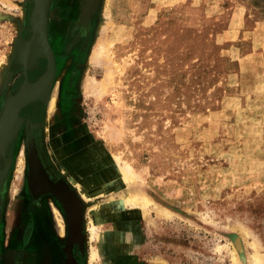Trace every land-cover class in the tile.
<instances>
[{"label": "rangeland", "instance_id": "374dc122", "mask_svg": "<svg viewBox=\"0 0 264 264\" xmlns=\"http://www.w3.org/2000/svg\"><path fill=\"white\" fill-rule=\"evenodd\" d=\"M26 3L0 0V111L22 78L12 51L27 32L32 4ZM78 14L79 0H53L48 43L58 70L45 115L53 121L50 101L66 90L79 140L54 148L38 136L57 177L72 189L74 180L89 195L96 192L83 202L86 241L83 256L74 248L78 263L251 264L253 255L264 258V0H101L89 29L85 20L75 27ZM98 43H109L111 53L99 67L91 62ZM91 77L107 84L102 96L88 90ZM111 154L134 168L140 192L171 217L152 208L146 214L129 206L113 210L112 201L135 187L118 184ZM12 164L0 192V232L8 234L12 224L21 231L7 248L27 252L34 264H61L65 236L50 203L63 220L64 213L51 195L35 198L42 205L29 242H22L30 219L28 213L20 223L22 206L37 207L27 188L25 132L15 141ZM241 236L239 252L233 241Z\"/></svg>", "mask_w": 264, "mask_h": 264}, {"label": "water", "instance_id": "95a60500", "mask_svg": "<svg viewBox=\"0 0 264 264\" xmlns=\"http://www.w3.org/2000/svg\"><path fill=\"white\" fill-rule=\"evenodd\" d=\"M27 1L32 4L26 27L29 38H17L14 42L12 51V61L21 67V76L24 80L18 88L7 97L0 111V135L6 133L12 118H15L16 122L15 125H13V130L7 135L6 142L0 147L1 158L4 163V165L0 167V192L4 189L12 162V158L8 154L11 153L14 141L21 127L24 125L25 151L28 168L27 188L34 200L33 191L39 193L40 198L43 195L49 194L59 202L64 213L66 225L65 242L62 248L64 264H79L74 256V248L76 246L80 256H83L85 248L83 225L85 204L80 198L75 196L74 190L62 177H57L51 172V166H45L43 164L34 138V130L41 129L42 122H31L28 118H24L20 115L21 109L30 103L39 101L45 105L55 78V60L48 43V19L53 0ZM92 2L96 4L93 6V10L91 9L89 11L91 6L88 3ZM100 2L101 0H79V14L75 22V27L79 28L78 24L80 20H85L88 23L89 29L91 18L97 11ZM80 35L81 33L75 37L69 45V48L78 40ZM39 59H44L46 61V68L40 76L31 82L27 78V72L37 64ZM24 87H32L35 93L31 95V97L22 99L13 107V101L19 96L20 91ZM72 211H75L77 214V220L74 226L72 222L73 219L70 215ZM75 227L77 231H75ZM235 240L233 241L234 246L236 250L241 252L242 247L241 245L238 247Z\"/></svg>", "mask_w": 264, "mask_h": 264}, {"label": "bare ground", "instance_id": "6f19581e", "mask_svg": "<svg viewBox=\"0 0 264 264\" xmlns=\"http://www.w3.org/2000/svg\"><path fill=\"white\" fill-rule=\"evenodd\" d=\"M10 4V3H9ZM88 4H91V3H88ZM12 6V5H10ZM90 11V10H89ZM102 11V10H101ZM91 13V12H90ZM108 9L107 8H104V11H103V16H104V19H108ZM107 20V21H108ZM84 25L86 26L87 25V22L85 21ZM109 26V25H108ZM101 28V31L106 32V26L105 25H102ZM104 32V33H105ZM104 42V41H103ZM109 43H98L97 46H95L93 48V51H92V55H91V62H92V65L94 66H101L103 65L104 62L106 61H109L110 60V51H109ZM112 46V45H111ZM92 90V92L94 94H96L98 96V94L100 96H102L106 90H107V84L105 83V81L103 82H99L97 81V79H94V78H90V80L88 81V90ZM35 93L34 89L32 87H24L20 93H19V96L13 101L12 103V106L14 107L15 105H17L19 103V101H21L22 99H25L27 97H31V95H33ZM102 94V95H101ZM50 95V93H49ZM50 96L47 97L46 99V102L48 101ZM45 102V104H46ZM55 99H51L50 101V104L52 106V108H54L55 106ZM15 118H12V120H10V123H9V127L8 129L6 130V133L0 135V147L3 146V143L6 142V137L7 135H9V133L13 130V125H15ZM47 118L45 120V124H44V128L45 130L47 131ZM42 125V124H41ZM49 129V128H48ZM63 145V144H62ZM68 145V144H67ZM66 145V146H67ZM66 148V147H65ZM67 149V148H66ZM59 154V153H58ZM66 154V153H65ZM67 157V156H66ZM84 157V156H83ZM63 158V157H62ZM86 158H91L90 156L86 155ZM92 159V158H91ZM109 159V158H108ZM111 159L114 163V166L116 168V171L118 172L119 174V179H118V184L119 185H122L124 186V188L126 190L129 189L130 186H134L135 187V191L133 192H129L127 195H125L121 200L119 201H115L111 203V205L113 206V210L114 211H117L118 209H120L121 207L123 206H129L131 208H136V209H140L142 211L143 214H146L147 211L149 210V208H152L156 211V213L164 218H168V217H171V213L165 211V210H162L160 209V207H158L155 203H153L144 193H141L140 192V189L139 187L137 186V182H139V180L141 179L140 178V175L134 170V168L126 161H124L122 158H121V155H115V154H111ZM110 159V160H111ZM70 160V159H68ZM65 161V160H63ZM74 162H77L78 159H74L73 160ZM79 163V161H78ZM72 164V163H71ZM96 164V163H95ZM4 163H3V160L1 158V153H0V167L3 166ZM60 165V164H59ZM85 165V164H84ZM105 165V164H104ZM80 166V165H79ZM61 167V166H60ZM63 167V166H62ZM112 167V166H111ZM19 168V166H18ZM92 168V166H91ZM109 168V167H108ZM78 169V168H77ZM108 171V170H107ZM112 171V170H111ZM115 171V170H114ZM20 172V171H18ZM96 172V171H95ZM102 173V171H100ZM109 173V172H108ZM68 174V173H67ZM117 176V175H116ZM112 177V176H111ZM102 178V179H101ZM101 178H98V180L101 182V186L103 189H105V185H107V179L105 180L104 176L101 175ZM109 178V176H108ZM71 179V178H70ZM76 179V178H75ZM90 181V180H89ZM71 182H73L72 186H73V190H74V193H75V196H77L78 198H80V200L82 202H87L90 200L91 197H93V195L96 193L95 191H90V195L89 193H86L85 191H83L81 189V186L77 183V182H74V180H71ZM86 182V181H85ZM89 183V182H87ZM91 183V182H90ZM113 185V184H112ZM112 187V186H111ZM110 187V188H111ZM116 187V186H115ZM100 188V187H99ZM131 188V187H130ZM133 189V188H132ZM139 189V190H138ZM100 190V189H99ZM109 190V189H108ZM107 191V190H106ZM118 191V190H117ZM122 191V190H121ZM16 192V191H15ZM99 193H102V192H99ZM112 193V192H111ZM33 194H34V197L40 198L39 196V193L33 191ZM114 194V193H113ZM39 196V197H38ZM95 196V195H94ZM110 196V195H109ZM115 197V196H114ZM96 198V197H95ZM35 201V200H34ZM35 203H38V201H35ZM95 204V203H94ZM86 206V205H85ZM50 208L52 210V213L54 215V221L57 225V229L59 231V234L61 235V237H64L65 236V221L63 220L62 216H61V213L59 212V210L54 206V204H51L50 203ZM111 208V207H110ZM129 209V208H128ZM85 210V209H84ZM114 213V212H113ZM71 215V218L73 219V226L75 225V222L77 220V214L75 211H72V213L70 214ZM94 214H91V218ZM89 216V217H90ZM86 227V226H85ZM84 227V229H85ZM88 227V226H87ZM92 227V228H91ZM89 229H90V232H91V241L93 243H97L100 239V234L97 230V228L93 225L91 226ZM75 231L76 230V227H75ZM243 236L246 235V233H244L243 229L241 230L240 232ZM242 236L237 238V240L235 241L236 245L239 247L240 245L242 246ZM85 241H86V238H85ZM97 257H99V254H98V249L97 247H95L94 245L92 246V261H94ZM234 259L236 260V256L234 257ZM91 263V262H90ZM251 264H264V258L262 255H258V256H254L253 255V259H252V263Z\"/></svg>", "mask_w": 264, "mask_h": 264}, {"label": "flooded vegetation", "instance_id": "af4514ba", "mask_svg": "<svg viewBox=\"0 0 264 264\" xmlns=\"http://www.w3.org/2000/svg\"><path fill=\"white\" fill-rule=\"evenodd\" d=\"M26 2H27L26 5H29L28 1H26ZM87 34L90 35V30L88 31ZM28 38H29V34L27 32H25L23 39H28ZM41 66H43V70L39 74L36 75L35 74L36 71L39 70L41 68ZM45 68H46V61L44 59H39L37 64L34 65L32 67V69H30L27 72L28 80L33 82L38 76H40L44 72ZM55 69H56V71H55V75H56L57 70H58L56 65H55ZM18 73L20 74L21 72H18ZM74 74H75V70L72 71L71 75L74 76ZM69 79H70V82L67 86H69V85L72 86V82H73L74 78H72L70 76ZM23 80H24L23 77L20 78L18 85L13 89L12 93L18 88V86L22 83ZM66 92L67 91L64 90L61 94H59V96H58L59 99L56 100V102H55L56 114L54 115L53 121L48 122L47 132L45 133L43 128L34 130V138H35V142H36V147L39 150L42 162L45 166H51V165H49V164L47 165L45 163V159H44L45 158L44 157L45 152L43 151L44 149L42 148V144L39 143V141H38V140H40V139H38V136L42 137V143H45V141H47V142H49L50 145L57 144L55 147H57V146H63L64 147L67 144H68L67 146L73 147L77 144V141L79 140L78 134L80 132V128L76 124L74 125L72 123L71 116L68 115V111L71 108V106H70L71 103L68 102V100H70V99L66 98ZM50 93H51V91H50ZM75 107H76V109H78V108L80 109L78 104H75ZM55 109H54V111H55ZM47 112H48V106H46V104L43 105L41 102L38 101V102L30 103L26 107L21 109L20 115L24 118H28L31 122H42L43 123V122H45V118H46L45 113H47ZM63 127H65V129ZM24 132H25V126L23 125L21 127L19 133H18L17 138L19 136H21ZM17 138L15 139V141L17 140ZM15 141H14V144L12 146L11 153L8 154L12 158L11 166L13 165L12 164L13 163V150H14ZM11 166H10V169H11ZM10 169H9V173H10ZM51 172L54 173V169L52 168V166H51ZM32 202H33V204H37V205H34L37 207L32 208L30 205L31 202L29 203V202L25 201V205H24V207L22 206L21 215L19 216L20 223H22L24 220H26V216L28 213H29V217H30V219H28V224L26 225V227H28L27 228L28 230H26V238H27V236H28V238L26 239V238L22 237L23 244H27L29 242L31 236H32L33 227H34V220H33L34 211L36 209H38L39 207H41V205H42L41 202L39 203V201H38V203H35L34 200ZM11 216H12V214H11ZM1 218L2 217L0 216V219ZM17 223H18V220H17ZM20 225L21 224H19L18 226L16 224H12L11 231L9 232V235H8V237L10 238V241H9L10 243L17 241V239L19 238L18 232L21 229ZM16 233H17V235H16ZM0 234L4 235V231L0 232ZM20 234L23 235V232ZM9 251L11 254L14 255V260L11 261L10 258L9 259L7 258V264H19L20 261L17 257L18 255L16 253H17V251H22V250H9Z\"/></svg>", "mask_w": 264, "mask_h": 264}, {"label": "crops", "instance_id": "0c3cea01", "mask_svg": "<svg viewBox=\"0 0 264 264\" xmlns=\"http://www.w3.org/2000/svg\"><path fill=\"white\" fill-rule=\"evenodd\" d=\"M23 1H27V0H23ZM45 120H46V118H45ZM56 145L57 144H55V145L53 144L52 146L55 148ZM58 147H60V146H58ZM54 148L53 149L51 148L50 150L52 152H54ZM8 235H9V233L6 234L5 231H4V235L0 234V264H7V258L9 259L10 255H11L9 249L7 248L8 244H9V241H10V238L8 237ZM59 236L61 237L60 234H59ZM46 251L49 252L48 249H46ZM16 254L18 255L17 257H18V259L20 261L19 264H34V262H35L34 257H31V255L28 254L25 251H17ZM60 258H61V261H62L61 264H64V255H63L61 247H60Z\"/></svg>", "mask_w": 264, "mask_h": 264}]
</instances>
